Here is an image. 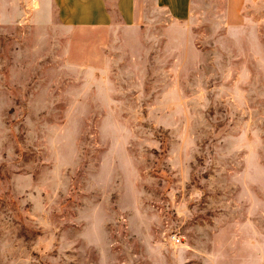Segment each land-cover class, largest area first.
I'll use <instances>...</instances> for the list:
<instances>
[{"label": "rangeland", "instance_id": "obj_1", "mask_svg": "<svg viewBox=\"0 0 264 264\" xmlns=\"http://www.w3.org/2000/svg\"><path fill=\"white\" fill-rule=\"evenodd\" d=\"M82 1L0 0V264H264V0Z\"/></svg>", "mask_w": 264, "mask_h": 264}, {"label": "crops", "instance_id": "obj_2", "mask_svg": "<svg viewBox=\"0 0 264 264\" xmlns=\"http://www.w3.org/2000/svg\"><path fill=\"white\" fill-rule=\"evenodd\" d=\"M225 1H226V6H225L226 12L228 14L229 12L238 13L240 7L243 4V0H240V2H237L236 0H225ZM233 1H236L238 8H236L233 5ZM86 2H89L92 5L101 6L102 8L104 7L105 9H107L106 8L107 4L105 3L106 0H91V1L83 0L82 1L83 4H86ZM113 2H114V7L119 13L118 15L120 16L121 20L124 21L125 23L137 24L143 20L145 0H113Z\"/></svg>", "mask_w": 264, "mask_h": 264}, {"label": "built area", "instance_id": "obj_3", "mask_svg": "<svg viewBox=\"0 0 264 264\" xmlns=\"http://www.w3.org/2000/svg\"><path fill=\"white\" fill-rule=\"evenodd\" d=\"M171 242L174 243V244H176V243L179 242V239L177 237H175V236H172L171 237Z\"/></svg>", "mask_w": 264, "mask_h": 264}]
</instances>
